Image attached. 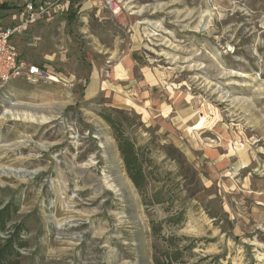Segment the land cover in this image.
Here are the masks:
<instances>
[{
    "label": "rangeland",
    "instance_id": "1",
    "mask_svg": "<svg viewBox=\"0 0 264 264\" xmlns=\"http://www.w3.org/2000/svg\"><path fill=\"white\" fill-rule=\"evenodd\" d=\"M14 42L59 76L0 81L21 264H153L151 221L195 244L190 262L264 264V0H69ZM107 115L161 203H143Z\"/></svg>",
    "mask_w": 264,
    "mask_h": 264
},
{
    "label": "trees",
    "instance_id": "2",
    "mask_svg": "<svg viewBox=\"0 0 264 264\" xmlns=\"http://www.w3.org/2000/svg\"><path fill=\"white\" fill-rule=\"evenodd\" d=\"M106 121L112 125L117 148L123 161L127 176L130 178L140 195L144 204L161 203L160 191L154 192L150 200L145 199L147 186V175L144 168L145 159L139 153L131 139H129L117 126L111 116H104ZM18 204L11 199L7 202L0 201V264H21L24 254L21 249H25L27 242L22 232L25 231L24 221L19 220ZM183 218V213L168 216L164 221L169 224L179 223ZM150 228L152 234L159 240L153 245V264H199V260L190 262L193 254L194 243H184L188 239L184 236L161 234L162 222L151 221ZM194 241V240H192Z\"/></svg>",
    "mask_w": 264,
    "mask_h": 264
},
{
    "label": "built area",
    "instance_id": "3",
    "mask_svg": "<svg viewBox=\"0 0 264 264\" xmlns=\"http://www.w3.org/2000/svg\"><path fill=\"white\" fill-rule=\"evenodd\" d=\"M69 9V0H27L11 13L8 24H0V81L23 79L26 81H59V76L48 67L36 62L20 59L14 38L39 20L55 14H62ZM106 77L107 71H103Z\"/></svg>",
    "mask_w": 264,
    "mask_h": 264
},
{
    "label": "crops",
    "instance_id": "4",
    "mask_svg": "<svg viewBox=\"0 0 264 264\" xmlns=\"http://www.w3.org/2000/svg\"><path fill=\"white\" fill-rule=\"evenodd\" d=\"M11 1L13 0H0V21H2L4 19V17L2 18V16L7 12H11L13 9L10 8L9 6L11 5ZM26 1V0H24ZM24 4V3H23ZM18 6V5H16Z\"/></svg>",
    "mask_w": 264,
    "mask_h": 264
}]
</instances>
